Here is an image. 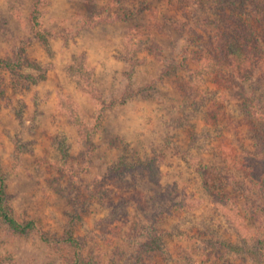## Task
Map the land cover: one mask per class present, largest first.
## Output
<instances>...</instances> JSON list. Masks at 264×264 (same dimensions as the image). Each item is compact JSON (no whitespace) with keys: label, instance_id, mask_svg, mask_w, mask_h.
Wrapping results in <instances>:
<instances>
[{"label":"rangeland","instance_id":"374dc122","mask_svg":"<svg viewBox=\"0 0 264 264\" xmlns=\"http://www.w3.org/2000/svg\"><path fill=\"white\" fill-rule=\"evenodd\" d=\"M36 1L0 0V62L13 64L0 65L5 205L34 223L0 229L10 264H73L66 233L95 264H254L244 250L264 241V61L238 68L222 54L245 34L264 54L251 4L39 0V37ZM120 159H152L153 172L112 174Z\"/></svg>","mask_w":264,"mask_h":264},{"label":"trees","instance_id":"16d2710c","mask_svg":"<svg viewBox=\"0 0 264 264\" xmlns=\"http://www.w3.org/2000/svg\"><path fill=\"white\" fill-rule=\"evenodd\" d=\"M255 14H257L264 21V1L263 0H247ZM39 0H37L33 6L30 23L31 28L34 30L36 36H41L39 30L40 27V10H39ZM262 50L258 48L254 39L250 35H242L238 38H233L228 44L224 45L222 48V54L228 63L238 66V68H245L247 65L253 66L252 68H257L260 62L264 61V54ZM256 63V64H254ZM0 65L5 68H11L13 64L6 61H1ZM144 92L143 89L139 90ZM116 101H111L108 105H105L104 102H101V110L97 117V123L95 126H98V122L101 119L102 113L105 109L111 108L115 105ZM95 129V127H93ZM84 139L89 143L90 142V131L86 128H81L79 130ZM92 144H89V148L92 150ZM258 155L260 153L258 152ZM154 162L152 159H146L143 161H136L132 164L127 163L125 160L120 159L113 167L112 174L118 172L120 169L131 170L134 168H144L149 172H153ZM154 173H152L153 175ZM5 189V176L0 169V229H5L8 232L16 235H24L30 231L34 230V223L32 221H25V223L18 222L10 213L8 208L5 205L6 193ZM264 195V192H263ZM262 198V197H260ZM264 198V197H263ZM264 207V206H263ZM159 238L155 237L151 242L149 241L147 245V251L150 253L153 251V248L159 246ZM62 242L68 245L73 250V264H95L92 256L85 257L81 252V246L78 240L72 236L70 233H66L63 237ZM231 247V246H230ZM244 253L248 255L251 261L254 264H264V241L262 238L255 237L252 241L251 246H247L244 250ZM10 257L6 255L2 247V241L0 240V264H10Z\"/></svg>","mask_w":264,"mask_h":264}]
</instances>
